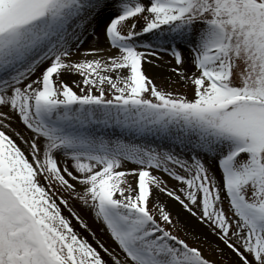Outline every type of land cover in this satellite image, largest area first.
Masks as SVG:
<instances>
[{
  "label": "snow or ice",
  "instance_id": "obj_1",
  "mask_svg": "<svg viewBox=\"0 0 264 264\" xmlns=\"http://www.w3.org/2000/svg\"><path fill=\"white\" fill-rule=\"evenodd\" d=\"M0 264H264V0H0Z\"/></svg>",
  "mask_w": 264,
  "mask_h": 264
},
{
  "label": "rangeland",
  "instance_id": "obj_2",
  "mask_svg": "<svg viewBox=\"0 0 264 264\" xmlns=\"http://www.w3.org/2000/svg\"><path fill=\"white\" fill-rule=\"evenodd\" d=\"M90 41H91V38H89L87 41H85V45L84 46H87V44ZM157 69H158V71H157ZM153 71L154 72H156V71L157 72H161V71H163V69L156 68V69H153ZM176 207L178 208L179 205H177ZM188 215L189 214L186 213V212L183 213L182 219H183V217L188 216ZM73 223L75 224V221H73ZM76 226L79 228L78 224ZM91 226L95 230H97V235L102 236L106 240L107 243H109V244L112 243L110 237H108L106 232L98 231V225H96L95 223H92ZM190 226H195L198 232H203V233L207 234L208 240L201 241V240L195 239L193 237V235L187 231V228H185L182 225H180L179 222L177 223V227H176L175 230L177 231L178 235H181V236L185 237L186 239H188L189 243H197V242L201 243L202 246L205 248L206 254H211L213 256L217 255V253H215V252H211V253L208 252V249L210 248L209 241L215 240L216 238L213 237L210 233H208L207 229L204 228L202 225H200L199 222L195 219V217H191V225ZM80 231L82 233H84L85 235H88V233L83 228H80ZM89 239H91V236H89Z\"/></svg>",
  "mask_w": 264,
  "mask_h": 264
},
{
  "label": "bare ground",
  "instance_id": "obj_3",
  "mask_svg": "<svg viewBox=\"0 0 264 264\" xmlns=\"http://www.w3.org/2000/svg\"><path fill=\"white\" fill-rule=\"evenodd\" d=\"M157 71H158V69H157ZM157 71H156V72H157Z\"/></svg>",
  "mask_w": 264,
  "mask_h": 264
}]
</instances>
